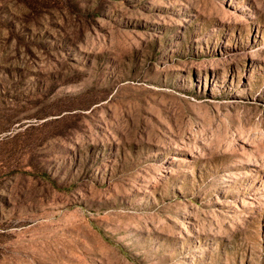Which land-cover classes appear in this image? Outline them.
<instances>
[{"label":"rangeland","instance_id":"rangeland-1","mask_svg":"<svg viewBox=\"0 0 264 264\" xmlns=\"http://www.w3.org/2000/svg\"><path fill=\"white\" fill-rule=\"evenodd\" d=\"M0 264H264V0H0Z\"/></svg>","mask_w":264,"mask_h":264}]
</instances>
